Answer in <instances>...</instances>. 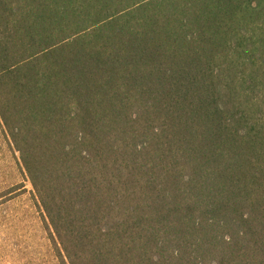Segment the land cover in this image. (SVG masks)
Returning <instances> with one entry per match:
<instances>
[{"label": "trees", "instance_id": "16d2710c", "mask_svg": "<svg viewBox=\"0 0 264 264\" xmlns=\"http://www.w3.org/2000/svg\"><path fill=\"white\" fill-rule=\"evenodd\" d=\"M0 127L60 264H264V0H0Z\"/></svg>", "mask_w": 264, "mask_h": 264}, {"label": "rangeland", "instance_id": "374dc122", "mask_svg": "<svg viewBox=\"0 0 264 264\" xmlns=\"http://www.w3.org/2000/svg\"><path fill=\"white\" fill-rule=\"evenodd\" d=\"M12 156L8 164L0 159V169L7 173L0 174V264H60L43 217L35 210L32 186L26 178L18 182V158ZM6 181L20 184L6 186Z\"/></svg>", "mask_w": 264, "mask_h": 264}, {"label": "crops", "instance_id": "0c3cea01", "mask_svg": "<svg viewBox=\"0 0 264 264\" xmlns=\"http://www.w3.org/2000/svg\"><path fill=\"white\" fill-rule=\"evenodd\" d=\"M0 154H1V157H0V159H2L3 158V160L6 162V164H8V163H10L11 161H12V159H14V157L12 156V154H14V152H13V150H12V148L10 147V145H9V142H8V139H7V137H6V134L4 133V131L1 129V127H0ZM4 155H5V157H4ZM19 167V166H18ZM5 170L6 169H0V174H3V175H6L7 173H5ZM19 174H18V176L20 177L21 176V180L20 181H18V182H22L23 181V179L25 178V176H24V174L22 173V171H21V169H20V167H19ZM9 183L8 181H6V183L4 184V185H6V186H15V185H17V184H20V183ZM33 203H34V207L36 208L35 210H37L39 213H40V215H41V212L37 209V207H36V203H35V201H34V199H33ZM37 212V214H39ZM42 223H43V220H42ZM47 232V231H46ZM49 237V236H48ZM50 240V239H49ZM50 243H51V241H50ZM52 245V244H51ZM56 262H57V257H56V259H54Z\"/></svg>", "mask_w": 264, "mask_h": 264}]
</instances>
